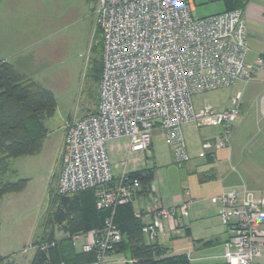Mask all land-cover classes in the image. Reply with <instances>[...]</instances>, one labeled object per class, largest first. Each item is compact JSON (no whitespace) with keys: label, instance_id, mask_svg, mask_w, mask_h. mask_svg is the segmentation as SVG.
<instances>
[{"label":"built area","instance_id":"built-area-1","mask_svg":"<svg viewBox=\"0 0 264 264\" xmlns=\"http://www.w3.org/2000/svg\"><path fill=\"white\" fill-rule=\"evenodd\" d=\"M194 0H99L95 10L102 32L99 103L94 112L66 121L57 191L74 194L96 188L97 207L115 209L132 202L141 188L138 178L114 180L108 143L127 137L129 153L152 158V133L161 127L176 163L189 161L183 125L220 126L221 133L203 149L230 148L234 124L243 115L242 97H232L224 111L206 105L196 110L192 97L258 76L264 52L249 63V28L245 9L196 17ZM210 199L220 207L230 237L224 242L225 264H264V197L243 184ZM176 206H162L152 191L143 232L152 242L168 233L179 235L195 203L188 190ZM74 244L97 250L93 264H127L111 255L122 239L110 218L104 227L77 234ZM55 242L35 243L38 251Z\"/></svg>","mask_w":264,"mask_h":264},{"label":"rangeland","instance_id":"rangeland-1","mask_svg":"<svg viewBox=\"0 0 264 264\" xmlns=\"http://www.w3.org/2000/svg\"><path fill=\"white\" fill-rule=\"evenodd\" d=\"M98 2L0 0V58L24 66V52L36 55V72L26 76L51 89L59 103L55 114L43 120L46 133L41 150L13 159L3 174L7 180L24 178L26 184L21 191L7 194L1 200L0 256L5 257L2 264H30L35 254V249L30 248L32 244L52 230L57 237L67 235L61 224L52 221L60 203V196L55 192L63 144L60 151L56 152L55 147L61 133L64 136L66 121L72 118L64 120L60 127L63 117H80L98 107L99 83L93 75L94 61L102 59V32L95 20ZM194 4L196 17L225 9L223 0H194ZM34 27L36 34H33ZM245 87V83L237 82L201 95L199 99L194 97L193 101L196 108L215 100L222 103ZM242 101L244 103V98ZM159 141L163 147L166 145L163 139ZM175 166L171 175L177 179L181 173L184 175L182 169L186 163L181 166L175 163ZM163 176L166 177V173Z\"/></svg>","mask_w":264,"mask_h":264},{"label":"crops","instance_id":"crops-1","mask_svg":"<svg viewBox=\"0 0 264 264\" xmlns=\"http://www.w3.org/2000/svg\"><path fill=\"white\" fill-rule=\"evenodd\" d=\"M245 13L250 33V50L246 60L252 63L264 52V0H248ZM36 29L33 28V34H36ZM36 42L34 38V46ZM37 63L36 55L24 52V66H15L25 74H31L36 72ZM245 84V89L237 92L242 99L244 98L243 115L234 124V136L230 148L205 151L203 149V142L214 139L221 133L220 126L200 127L193 122L183 125L190 159L182 169L184 175L181 173L177 179L171 175V171L176 167V161L165 131L161 127L155 128L152 133L151 162H147L145 153H129L127 137L108 143L115 176L154 167L152 191L159 198L162 206L180 204L185 198L186 190L195 199L189 218L184 220L180 234L168 233L159 238V242L169 247L172 253H186L193 264H225L224 242L230 237V232L228 226L222 222L219 205L211 201L212 196L221 194L225 190L242 191V185L245 184L256 196L264 197V68L259 71L256 78ZM218 89L195 94L192 100L194 97L199 99L201 95H207ZM208 105H212L218 111H224L231 107L232 100L228 99L222 103L215 100ZM194 107L196 110L203 108H196L195 104ZM70 117L75 116L63 117L59 123L60 127H63L64 120ZM259 126L261 129L258 131ZM204 128L209 129L204 130ZM63 137L61 133L57 139L56 152L62 147ZM160 139L165 141L168 148L165 144H163L165 148L162 146ZM165 173L166 177L163 176ZM134 203L136 211H147L152 201L147 196L139 194ZM262 223L264 225V219ZM211 240L213 242L208 243Z\"/></svg>","mask_w":264,"mask_h":264},{"label":"trees","instance_id":"trees-1","mask_svg":"<svg viewBox=\"0 0 264 264\" xmlns=\"http://www.w3.org/2000/svg\"><path fill=\"white\" fill-rule=\"evenodd\" d=\"M224 11L245 9L248 0H223ZM102 72V59L94 61L93 75L99 83ZM57 98L54 92L26 74L14 64L0 58V202L5 195L21 191L26 179L16 181L3 178L11 161L26 155L37 154L45 138L43 120L52 117L57 110ZM95 111V110H94ZM91 111V112H94ZM89 112V113H91ZM127 178H138L141 188L136 194L150 199L154 167H146L125 173ZM121 175L115 176L114 180ZM60 203L52 221L61 224L66 236L57 237L52 230L37 243L55 242L46 249H39L30 264H93L97 260V250L84 251L75 245L73 237L77 234L104 227L110 218L122 233V239L114 244L111 255H123L127 264H193L186 253H172L171 249L158 241L152 242L143 232V219L148 210L136 211L135 200L110 207H97V189L88 188L74 194H61ZM213 242V240L208 241ZM5 257L0 256V264Z\"/></svg>","mask_w":264,"mask_h":264}]
</instances>
